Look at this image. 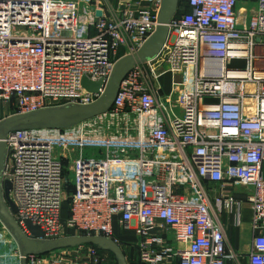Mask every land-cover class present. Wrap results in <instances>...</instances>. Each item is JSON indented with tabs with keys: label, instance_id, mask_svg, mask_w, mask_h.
<instances>
[{
	"label": "built area",
	"instance_id": "obj_1",
	"mask_svg": "<svg viewBox=\"0 0 264 264\" xmlns=\"http://www.w3.org/2000/svg\"><path fill=\"white\" fill-rule=\"evenodd\" d=\"M183 2L189 10L171 19L160 52L125 75L109 109L71 126L16 129L0 139L1 184L13 185L14 217L29 239L86 235L120 245L117 221L139 236L144 264H226V232L214 199L236 225L249 205V264H264V0L249 12L239 0ZM134 4L118 0L109 16H99V0H0V123L99 102L117 60L158 30L156 10ZM163 65L167 70L159 71ZM168 72L165 93L158 82ZM84 78L103 84L88 91ZM229 181L245 199L222 191ZM68 184L75 187L71 194ZM210 185L222 193L212 198ZM27 221L45 235H31ZM78 246L99 263L97 247ZM8 257L73 264L63 247L23 252L0 218V259Z\"/></svg>",
	"mask_w": 264,
	"mask_h": 264
},
{
	"label": "water",
	"instance_id": "obj_2",
	"mask_svg": "<svg viewBox=\"0 0 264 264\" xmlns=\"http://www.w3.org/2000/svg\"><path fill=\"white\" fill-rule=\"evenodd\" d=\"M167 1H170V3ZM176 2L177 0H164L162 14H160L158 19V30H156L153 39L134 55L123 58L116 63L112 77L108 83L106 93L99 102L85 107L72 105L69 107L42 110L28 115H14L0 123V139L4 138V135L7 132L16 129L71 126L87 117H91L109 109L114 102L120 83L125 75L135 66L136 63L154 58L160 52L162 46H164L163 44L165 43L169 33V23L175 14ZM167 4L173 8L171 10H167ZM97 14L99 16L101 15L99 11ZM102 84V80L99 82H92L88 78L83 79V85L88 91L96 92ZM4 151L5 146L0 143V166L3 160ZM12 186L13 185L10 181H5L2 186L0 176V218L6 222L12 233H14L13 235L21 245L23 252L44 253L54 248L75 246L85 243L92 244L99 249L110 250L115 253L118 264H126L125 253L122 248L112 239L105 237L80 235L53 242H38L29 239L22 232L18 226L16 217H14V214L17 213V209L13 203L14 201L10 198ZM2 194H4L6 201L3 200ZM26 224L28 230L31 232V235L36 237L45 235L39 226L34 225L29 221H27Z\"/></svg>",
	"mask_w": 264,
	"mask_h": 264
},
{
	"label": "crops",
	"instance_id": "obj_3",
	"mask_svg": "<svg viewBox=\"0 0 264 264\" xmlns=\"http://www.w3.org/2000/svg\"><path fill=\"white\" fill-rule=\"evenodd\" d=\"M134 5L136 7L138 6H145V7H153L156 10V13L158 14V17L160 14H162V8H163V2L162 0L159 7H155L151 5L150 3H147L145 0H133ZM258 0H239L240 9L253 11L255 10L257 6ZM137 2H139L137 4ZM170 3V1H167ZM99 3L102 5V10H99L101 13L100 16H109L113 8L117 6L118 0H99ZM186 3L183 2V0H177L175 3L176 10L174 16L180 15L179 13H183ZM173 7L168 5L166 6L167 10H171ZM156 31L145 41V43L136 51L137 53L140 51L145 45H147L154 37V34ZM123 52V51H122ZM121 52V53H122ZM132 54V55H134ZM131 55L124 56L120 58L118 61H120L123 58H126ZM148 61V60H147ZM146 62V61H144ZM137 64V63H136ZM167 68V65H163L159 68V71L165 70ZM167 70V69H166ZM162 89L165 91V93L170 92L171 90V73L168 72L162 76L160 81L158 82ZM210 192L212 198L216 197V195L222 193L220 186L217 185V189L215 188V185H210ZM226 193L233 195L235 198L238 199H245L246 195L242 193V188L235 187L233 185V182L229 181L226 183V186L223 188ZM213 206L215 208V212L218 214L220 218V222L224 224L225 232H226V239H227V257H226V264H249V253L252 249V240H253V231H252V209L249 207L248 204H245V207L242 212V223L240 225H236L235 217L233 213H230L228 211H219V207L216 205L215 200L213 199ZM68 217V204L67 201L64 202L62 207V219L66 220ZM114 234L116 237L119 238L121 241V244L119 245L123 252L125 253V260L126 264H144L142 262L141 258V250L139 247V236L135 232L134 229H128V230H122L119 223L117 221L113 224ZM75 232L72 229L68 230L69 235H73ZM166 238L171 242L172 235L169 232L165 233ZM78 245L71 246L65 248V251L70 257H68L70 260L73 261V264H93L91 256L88 254L89 252H81L78 248ZM101 252L100 261L101 263L97 264H106V262H109L108 260L105 262L106 259H109L110 262L112 261L111 258H115L113 260L114 263L118 264V260L116 258L115 253L111 252L110 250H103L99 249ZM99 261V262H100ZM174 264H179L178 259H175Z\"/></svg>",
	"mask_w": 264,
	"mask_h": 264
},
{
	"label": "rangeland",
	"instance_id": "obj_4",
	"mask_svg": "<svg viewBox=\"0 0 264 264\" xmlns=\"http://www.w3.org/2000/svg\"><path fill=\"white\" fill-rule=\"evenodd\" d=\"M238 6L240 7V5L238 4ZM1 109L2 110H4V111H6L7 110V106L6 105H2L1 106ZM93 154H92V150L91 149H86L85 151H84V156L85 157H91ZM14 234V233H13ZM5 246L7 247V244H5ZM67 247H71V246H66V247H63V248H67ZM57 248H54V249H52V250H50V251H46L45 253L46 254H49L51 251H55ZM5 252V253H4ZM9 254V253H11L10 251H9V249H7V248H3L2 249V254ZM70 256V255H69ZM101 259H102V257H101ZM107 260H109V259H106L105 260V262L107 261ZM0 261L1 262H4V261H6L8 264H19L18 263V261L14 258V257H8L7 258V260H4V259H0ZM110 261V260H109ZM99 263H101V261L99 262ZM108 262H106V264H107Z\"/></svg>",
	"mask_w": 264,
	"mask_h": 264
},
{
	"label": "trees",
	"instance_id": "obj_5",
	"mask_svg": "<svg viewBox=\"0 0 264 264\" xmlns=\"http://www.w3.org/2000/svg\"><path fill=\"white\" fill-rule=\"evenodd\" d=\"M184 6H185L184 11L189 10V6H188L187 4L184 5ZM184 11H183V12H184ZM179 14H183V13H179ZM67 187H68V188H67L68 192L71 194V193L74 191V188H75V187H73L72 184H68ZM67 204H68V201H67ZM68 209H69V208H68ZM98 253H99L100 257H101V252H100L99 250H98ZM111 260H112L111 262L108 260L109 262H108L107 264H117V263H114V262H113V260H115V258L112 257Z\"/></svg>",
	"mask_w": 264,
	"mask_h": 264
}]
</instances>
